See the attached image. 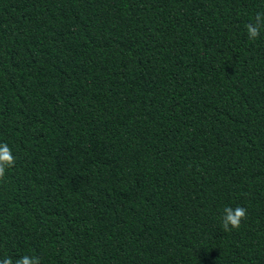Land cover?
Segmentation results:
<instances>
[{
    "label": "trees",
    "instance_id": "1",
    "mask_svg": "<svg viewBox=\"0 0 264 264\" xmlns=\"http://www.w3.org/2000/svg\"><path fill=\"white\" fill-rule=\"evenodd\" d=\"M264 0H0V264H264ZM247 220L224 231L225 207Z\"/></svg>",
    "mask_w": 264,
    "mask_h": 264
},
{
    "label": "clouds",
    "instance_id": "2",
    "mask_svg": "<svg viewBox=\"0 0 264 264\" xmlns=\"http://www.w3.org/2000/svg\"><path fill=\"white\" fill-rule=\"evenodd\" d=\"M264 28V13H258L255 17V22L246 26L248 38L255 41L261 34V29ZM15 165V157L12 154L11 148L7 143H0V180L6 178V169ZM247 220V209L243 206L236 208L225 207L223 210L222 227L224 231H232L239 229L242 221ZM3 264H13L11 259H5ZM16 264H40L37 257L23 256L16 261Z\"/></svg>",
    "mask_w": 264,
    "mask_h": 264
}]
</instances>
